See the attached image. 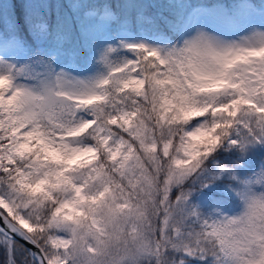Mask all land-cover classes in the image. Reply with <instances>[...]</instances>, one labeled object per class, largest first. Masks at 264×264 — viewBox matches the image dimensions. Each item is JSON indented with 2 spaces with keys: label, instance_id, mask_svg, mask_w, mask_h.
Returning <instances> with one entry per match:
<instances>
[{
  "label": "snow or ice",
  "instance_id": "1",
  "mask_svg": "<svg viewBox=\"0 0 264 264\" xmlns=\"http://www.w3.org/2000/svg\"><path fill=\"white\" fill-rule=\"evenodd\" d=\"M53 7L0 0V264H264V0Z\"/></svg>",
  "mask_w": 264,
  "mask_h": 264
},
{
  "label": "trees",
  "instance_id": "2",
  "mask_svg": "<svg viewBox=\"0 0 264 264\" xmlns=\"http://www.w3.org/2000/svg\"><path fill=\"white\" fill-rule=\"evenodd\" d=\"M49 2L54 5V7H53V13L55 14V11H56L55 5L57 3L66 4L68 2V0H49ZM62 11H67V9H62Z\"/></svg>",
  "mask_w": 264,
  "mask_h": 264
}]
</instances>
